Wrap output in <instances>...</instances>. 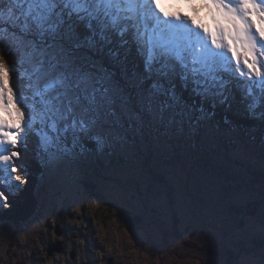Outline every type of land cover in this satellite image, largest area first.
I'll return each mask as SVG.
<instances>
[{"label": "snow or ice", "instance_id": "snow-or-ice-1", "mask_svg": "<svg viewBox=\"0 0 264 264\" xmlns=\"http://www.w3.org/2000/svg\"><path fill=\"white\" fill-rule=\"evenodd\" d=\"M230 113L264 129V0H0V209L22 154L56 172Z\"/></svg>", "mask_w": 264, "mask_h": 264}, {"label": "rangeland", "instance_id": "rangeland-1", "mask_svg": "<svg viewBox=\"0 0 264 264\" xmlns=\"http://www.w3.org/2000/svg\"><path fill=\"white\" fill-rule=\"evenodd\" d=\"M173 2L164 0L165 4ZM205 22L210 23V17ZM210 131V135H231L220 129ZM238 136H233L236 144L224 141L228 159H221L218 147L211 144L203 146L210 151L206 162L203 157L192 160L194 154L182 149L184 138L151 140L157 162L147 163L148 156H142V160L111 167V172L101 171V175L91 171L88 179L100 186V194L115 215L105 230L109 240L98 252L99 264H106V257H114L115 264H264V149L247 145ZM207 140L204 136L203 143ZM221 160L222 166L211 165ZM68 164L72 168L64 165L56 172L46 171V178L36 187L37 213L28 224L0 229V264H12L13 253L20 255L19 263L46 264L38 248L37 254L34 249L28 253L27 240L43 230L42 223L49 224L62 205V192L84 169L76 162ZM55 197L57 202L41 215ZM91 257L93 261L95 255Z\"/></svg>", "mask_w": 264, "mask_h": 264}, {"label": "flooded vegetation", "instance_id": "flooded-vegetation-1", "mask_svg": "<svg viewBox=\"0 0 264 264\" xmlns=\"http://www.w3.org/2000/svg\"><path fill=\"white\" fill-rule=\"evenodd\" d=\"M94 159L103 163L109 162L106 156L105 158L104 156L94 157ZM96 165L98 168L99 163H96ZM97 168L89 166L86 173L92 174L93 170L97 173ZM90 171L92 172L89 173ZM83 174V171L79 175L76 173L73 176L76 179L69 182L67 188L64 189L62 192V205L57 206L55 215L48 220L49 224L42 223L43 230L35 231L33 236H30L29 239L27 238L28 253L34 249V254H37L36 250L38 248L39 255L43 256L46 264H64L67 262L69 264H99L101 262V256L98 252L104 249L109 240V238L105 237V230L110 229L113 221V219L109 218V211L112 212V206L107 201L104 202L96 197V195H101L100 186L98 184L95 185L89 179H84ZM97 175L99 174L97 173ZM70 186L72 188H69ZM73 187H76L75 192L72 190ZM74 195L76 196L72 198ZM55 202H57L56 197L51 199L41 215L45 216V213L51 207L50 204ZM77 209H79V212ZM33 217L22 225L16 226L19 228L23 227ZM53 220L55 221L54 224ZM8 225L12 224L3 225L2 229ZM171 230L173 229L171 228ZM186 232H188V228ZM53 233H55V236H53ZM35 234L37 235L36 238L34 237ZM60 237H63V239ZM41 244L43 246L37 247V245ZM56 246L59 247L58 250L52 251V248ZM95 249L99 250L96 251ZM91 253L95 255L93 261ZM12 258V264H26L25 262L19 263L17 261L20 258L18 253H13ZM103 261L106 264L116 263L114 257H106Z\"/></svg>", "mask_w": 264, "mask_h": 264}, {"label": "trees", "instance_id": "trees-1", "mask_svg": "<svg viewBox=\"0 0 264 264\" xmlns=\"http://www.w3.org/2000/svg\"><path fill=\"white\" fill-rule=\"evenodd\" d=\"M229 118L232 119L238 127L234 131H229L227 126L223 125V123L220 124L218 128H212V127H206L201 130V132L198 135H193L191 137L184 138L182 141L183 147L182 149L185 150L186 153L189 154H194V159L193 161L197 160L198 157H205L207 156L209 152L203 148V146H211L216 149V151L219 153L221 159H228V157L225 154V148H226V143L224 141H230L233 144H236V140L233 138L234 135L241 136V141L247 145H257L261 148L264 149V129H261L260 127H255L253 128L250 124V122L243 120L241 117L233 114H229ZM211 129H220L226 133H230V136H225L221 137L217 134L215 135H210L209 131ZM211 132V131H210ZM233 135V136H232ZM195 136V138H194ZM204 136L208 137V140L203 143ZM218 136V139H217ZM239 137V136H238ZM193 139H194V144H193ZM213 139H217L216 143H213ZM146 139L139 140L137 142H134L128 146L127 149L121 150L115 154L107 155L106 159L109 161L108 163H103L100 162L99 160L94 159V157H89L82 159L77 163L81 168H84L81 170L83 171V178L88 179L89 175L86 173L87 168L89 166L97 168L96 163H99V166L97 168V173L104 171L105 173L110 171L111 167H119L121 165H128V163H131L132 161L136 160H142V156H145L147 158V163H153L157 162V158H155V153H154V143H151L152 139H149L148 141V146L145 147V141ZM229 142V143H230ZM174 146V145H173ZM224 147V150L221 149ZM254 147V146H253ZM203 150V153H201ZM126 151V152H125ZM182 152V150H181ZM146 154V155H145ZM154 158H150V157ZM182 157V155H179ZM105 158V156H104ZM190 159V158H189ZM22 160L24 163V166L27 168L28 171V178H29V183L27 185H24L22 189L14 196H9L8 203L10 207L8 208H3L0 209V225H7V224H15V225H22L23 223L27 222L31 217L34 216L38 209L39 205V199H38V192H36V187L39 185L41 181H43L46 178V170L43 169L37 161L33 158V156L29 153L28 155H23L22 154ZM205 160V158H204ZM207 162V160H205ZM217 163L218 167L223 163L221 160L220 162L214 161L211 162V165L214 166ZM235 163V162H234ZM236 165H239L241 167V164L239 162L235 163ZM65 166L72 168L70 164H66ZM222 166V165H221ZM122 167V166H121ZM205 167V166H204ZM205 169H207L205 167ZM89 171V170H88ZM91 173V171L89 172ZM95 172V175H97ZM102 173H100L101 175ZM163 183L168 184V182L164 179H162ZM5 195H8L6 192ZM96 197L102 201H107V198L105 196L101 195H96ZM112 217H115V215H112V212L109 211V218L112 219ZM264 242V240H263ZM262 242V244H263ZM264 246V245H262ZM167 259L166 256H164V259Z\"/></svg>", "mask_w": 264, "mask_h": 264}, {"label": "water", "instance_id": "water-1", "mask_svg": "<svg viewBox=\"0 0 264 264\" xmlns=\"http://www.w3.org/2000/svg\"><path fill=\"white\" fill-rule=\"evenodd\" d=\"M58 248H59V247H58V246H56L55 248H53V249H52V251H54L55 249H57V250H58ZM55 251H56V250H55Z\"/></svg>", "mask_w": 264, "mask_h": 264}]
</instances>
